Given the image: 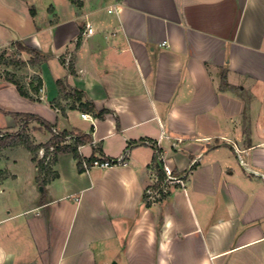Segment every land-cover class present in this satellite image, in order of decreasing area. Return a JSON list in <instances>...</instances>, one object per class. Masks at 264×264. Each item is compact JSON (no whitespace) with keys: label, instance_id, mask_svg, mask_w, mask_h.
Here are the masks:
<instances>
[{"label":"crops","instance_id":"1","mask_svg":"<svg viewBox=\"0 0 264 264\" xmlns=\"http://www.w3.org/2000/svg\"><path fill=\"white\" fill-rule=\"evenodd\" d=\"M16 114L90 134L84 160L129 148L128 164L52 154L42 186L26 148L2 149L0 264H264V0H0V132ZM155 146L186 175L162 199L147 195Z\"/></svg>","mask_w":264,"mask_h":264},{"label":"trees","instance_id":"2","mask_svg":"<svg viewBox=\"0 0 264 264\" xmlns=\"http://www.w3.org/2000/svg\"><path fill=\"white\" fill-rule=\"evenodd\" d=\"M73 2H75L76 0H72ZM80 6L82 4H79ZM19 48L23 51H26L28 53H30L32 55V59L30 60V64L32 66H36L38 64H40L43 61H46V57H44L43 55L40 54V52L25 47L21 44H19ZM38 81V85L34 86L33 84H31V88L34 91V93H39L43 83L42 80H37ZM11 82H13L19 92L21 93L22 96L30 98V99H34L30 93L26 90L25 86L22 85L20 82H18L17 80L11 79ZM222 84L227 86L226 83V76L224 75L222 78ZM79 93V97H78V101L80 102V109L83 111H87L89 113H93L96 115V117L103 119L105 117V115L107 113H110V111L103 109L100 111H97L96 106L94 105V103L92 102H82V97L83 94L81 92ZM14 117L16 118V120L20 121L21 123H23V126L21 127V133H17V134H4L2 132H0V152L2 149H6V148H10V147H19L22 146L24 148H26L32 155H33V160L36 161L37 163V168L39 170V176L37 178V181L43 186L45 185L46 181L41 179V174L42 171L45 170L46 168V161L47 158L49 157V155L51 154V148L53 147L54 150L52 152V154L54 155V157H56L59 154H63V153H72L74 155V157L76 159H78V164L80 166V168H82V160L83 158L79 155V147L86 145L90 142H92V137L90 134H77L78 137L74 140V142L72 144H68V145H61V143L63 142V139L69 135H71L70 132L68 131H64L62 133H60V135L58 136H53L49 142H47L46 144H35L34 141L31 139V137H29L26 133L25 130H27V125H29L30 122L35 121L38 122L42 127H44L45 129H47L50 132H53V126L51 125V123H49L48 121H46L45 119L37 116V115H33V114H16L14 115ZM43 149L44 150V156L39 159L38 158V152ZM94 157L90 158V159H86L87 161L92 160ZM0 174H2V178L4 177V172L0 171ZM1 178V179H2ZM160 178H163V175L161 174Z\"/></svg>","mask_w":264,"mask_h":264},{"label":"built area","instance_id":"3","mask_svg":"<svg viewBox=\"0 0 264 264\" xmlns=\"http://www.w3.org/2000/svg\"><path fill=\"white\" fill-rule=\"evenodd\" d=\"M95 33V29L87 23L85 26V34L93 35ZM83 118H88L87 114L82 115ZM56 136L60 135V132L54 130ZM78 137L77 134H72L63 139V142L61 145H68L70 144V140H75ZM155 158L152 164V167L150 168V171L152 173V177L154 180V184L152 187H150L147 190V195L150 197V199H162L164 196L167 195V193L170 191L173 185L184 184V180L186 178V175L173 173L172 171H169L165 164L164 159L162 156V153L159 151V149L155 146ZM54 148H51V154L47 158V160L52 156ZM128 153L129 148L124 152L123 155L116 157V158H107L104 156H97L94 157L92 160L87 161L86 159L82 160V166L85 171H89L91 169H110L118 166H124L128 164ZM161 174L163 175V178H160Z\"/></svg>","mask_w":264,"mask_h":264},{"label":"rangeland","instance_id":"4","mask_svg":"<svg viewBox=\"0 0 264 264\" xmlns=\"http://www.w3.org/2000/svg\"><path fill=\"white\" fill-rule=\"evenodd\" d=\"M86 26V25H85ZM9 58V57H8ZM13 59H11V60H14V59H18V57H16V56H13L12 57ZM1 70H2V72L3 73H8V71H5V67H2L1 68ZM18 76H20V78L19 79H21V78H24L25 76H27L25 73H24V69H22L19 73H18ZM17 122H18V124H20L21 122L20 121H18L17 120ZM36 128H38V129H40L38 126H35V129H33L32 127H29L28 125H27V130H25V133L29 136V137H31V139L34 141V143L36 144V142L38 141V140H36V138H34V132L35 131H37V129ZM21 129V128H20ZM19 129V127H18V129L17 130H15V131H12V132H2V133H4V134H17V133H21V130ZM42 130H44V129H42ZM45 130H47V129H45ZM41 131V130H40ZM50 132V131H49ZM45 133H46V131H45ZM52 133V135L53 136H56V134H55V132H54V130H53V132H51ZM61 133V132H60ZM39 137H40V140H42L43 138H41V136H40V134L38 135ZM46 142V141H45ZM45 142H43V144H46ZM49 142V141H48ZM21 148L22 149H24L22 146H21ZM10 150V149H9ZM8 150V151H9ZM8 151H6V152H3V154L2 155H0V159L2 158H4V159H6V161H7V159H8V156L10 155V152H8ZM13 151V150H12ZM18 152V151H17ZM17 152H13V154L11 153V157H15V155H16V153ZM38 156H39V152H38ZM19 170L20 171H22V173H23V175H22V181L20 182V185H17L16 183H13L12 185H7V186H5V187H7V189H9L10 191L12 190V192H13V190H26V187H27V181L25 180V178L27 177V175L29 174V168H28V166H27V164L23 161V164H21L20 165V168H19ZM2 174H0V179L2 178ZM5 187H3V188H5ZM42 187H40V189H41ZM9 190H7V191H9ZM16 195H17V193H16ZM23 230H24V228H23Z\"/></svg>","mask_w":264,"mask_h":264}]
</instances>
